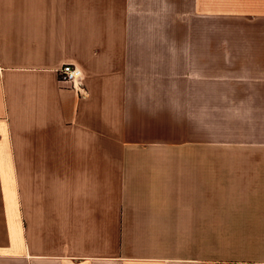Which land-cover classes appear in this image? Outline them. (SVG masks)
Masks as SVG:
<instances>
[{"label":"crops","instance_id":"1","mask_svg":"<svg viewBox=\"0 0 264 264\" xmlns=\"http://www.w3.org/2000/svg\"><path fill=\"white\" fill-rule=\"evenodd\" d=\"M178 57L197 143L159 117ZM0 264H264V0H0Z\"/></svg>","mask_w":264,"mask_h":264},{"label":"rangeland","instance_id":"2","mask_svg":"<svg viewBox=\"0 0 264 264\" xmlns=\"http://www.w3.org/2000/svg\"><path fill=\"white\" fill-rule=\"evenodd\" d=\"M164 43H160L162 45ZM171 44V43H169ZM191 49L198 51V42L183 43L175 42L174 50L178 51ZM183 58H176L175 74H169V82L173 81L174 90H169L167 94L160 93V101L167 104L159 105L160 120L168 119L175 125L176 140H189L190 143H197L200 130V107H199V85L200 73L198 72V57H191L189 73L182 72ZM182 63V65H181ZM205 74H203V77ZM166 84V83H165ZM170 85V84H169ZM207 107V140L214 141L213 130L219 131V141L226 143H238V146L246 147L245 128V107L222 106L218 108V121L211 120ZM165 123V122H164ZM232 125V130H231ZM222 145H225L222 143Z\"/></svg>","mask_w":264,"mask_h":264},{"label":"built area","instance_id":"3","mask_svg":"<svg viewBox=\"0 0 264 264\" xmlns=\"http://www.w3.org/2000/svg\"><path fill=\"white\" fill-rule=\"evenodd\" d=\"M58 76L60 82L69 84L78 93H83V73L79 67L65 64L59 69Z\"/></svg>","mask_w":264,"mask_h":264}]
</instances>
